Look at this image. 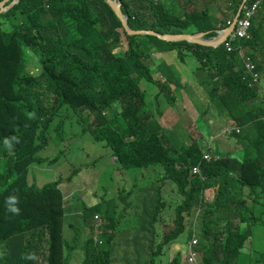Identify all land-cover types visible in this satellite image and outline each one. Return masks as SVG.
Here are the masks:
<instances>
[{
    "label": "trees",
    "instance_id": "16d2710c",
    "mask_svg": "<svg viewBox=\"0 0 264 264\" xmlns=\"http://www.w3.org/2000/svg\"><path fill=\"white\" fill-rule=\"evenodd\" d=\"M119 1L122 14L133 30H153L161 34L206 32V39L216 35L219 0H197L193 5L191 0ZM223 1L226 10L234 16L241 0ZM263 25L264 0L254 18L251 40L241 42L249 51L264 53V42L261 43L257 35ZM121 35L125 42L120 41ZM122 44L125 49H121ZM195 50L202 51L196 53ZM169 51H175L181 62L195 56L214 67L221 61L227 66L238 59L235 53L227 54L223 46L211 49L186 42H166L150 35L127 36L106 0H19L0 13V264H63L66 251L62 237L64 210L58 184L67 179L58 178L37 188L29 184L27 177L32 166L57 161V158L47 160L37 154L48 145L49 137L56 131L54 127L62 126V121L57 119L64 108L72 114L87 113L88 128L83 131L94 143L109 149L119 171L157 172L161 168L176 184L183 197L174 208L179 220L177 228L159 235L161 240L156 244L158 235L154 221L144 227V232L152 236L151 254L169 247L183 231L181 222L187 224L190 220L191 234L195 232L193 224L199 225L196 233L201 236V264L233 263L246 236L229 224L227 237L222 242L223 231L218 227L222 219L220 207L204 198V191L212 184L207 173H214L213 181L228 180L232 173L239 174L240 185L264 189V164L231 161L235 150L226 149L222 140H215L213 142H219V150L212 142L210 149L221 155L218 156L221 160L201 164L202 175L206 178L189 173L203 156V149L184 144L177 149V144H171L168 133L158 124L153 112L146 111L144 94L138 84L142 79L158 86L157 116L164 113L159 98L167 102L168 108L175 107L176 98L169 93L174 85L171 78L162 72L166 82L155 81L148 63L151 54ZM30 57L40 65L38 75L28 71ZM125 59L131 60L133 65L128 66ZM242 77L241 70L236 72L228 67L218 74V79L223 80V86L235 98L239 94L253 95L251 89L257 88H249ZM201 84L209 83L202 81ZM256 92L251 103L254 105L258 97L262 99L259 113H251L252 106H244L241 112H231L238 126L247 127L242 138L247 143L240 144L245 150L257 146L264 129V94L261 90L258 94V89ZM239 135L232 133L233 137ZM70 139L72 137H60L52 142L61 153ZM80 167L87 171L91 166ZM160 181L162 179L154 180L152 186ZM156 190L160 203L164 200L161 208L165 212L170 207L166 206L161 188ZM10 196L19 200L18 215L7 209L6 201ZM197 209L200 211L195 214ZM6 211L16 218L2 224ZM113 239V234L102 230V243L109 246ZM87 242L82 249L85 264H90L95 256L101 260L109 257V248L97 255L91 254L89 251L96 250L98 244L92 237H88ZM172 263L180 264L177 258Z\"/></svg>",
    "mask_w": 264,
    "mask_h": 264
},
{
    "label": "rangeland",
    "instance_id": "374dc122",
    "mask_svg": "<svg viewBox=\"0 0 264 264\" xmlns=\"http://www.w3.org/2000/svg\"><path fill=\"white\" fill-rule=\"evenodd\" d=\"M8 0L6 3L10 2ZM197 0H191V4ZM201 1V0H199ZM223 3V0H220ZM193 5V4H192ZM231 13H226L223 10H220L219 20L228 18ZM259 35L264 42V29L259 31ZM120 41H126L125 37L121 35ZM121 49H125V44H122ZM30 54L29 51H26ZM259 63H261L264 68V53L258 51L254 56ZM128 66H132L133 62L129 59H125ZM205 63V60H202ZM171 71L173 72L177 66L184 67L191 64H198V58L189 56L183 62L173 59L170 61ZM225 64H218L215 68L206 69L202 71L201 69L195 70L199 81H208L209 84L199 85L197 82L192 86L194 89L190 91L188 96L189 101L185 102V105H176L182 113L179 111L173 110L170 113L162 114L157 116L156 107L157 102L155 99L156 94L158 93V88L152 84L146 82L145 80L140 79L138 81L139 87L144 94V105L146 111L153 112V116H156L158 124L166 130L168 133L171 144H177L176 148L178 149L181 144L190 145L197 147L199 149H207L206 141L208 136L215 137V130L209 131L203 128L207 120L208 109L211 108L212 103H217L216 96L213 93V90L218 89L219 79L218 74L224 69V67L233 68L238 72V59L236 62H231V64L224 66ZM28 71L33 75H38L41 71L40 65L34 57L29 58ZM262 78H264V70H260ZM154 80L157 82H165V77L159 74L155 70L153 72ZM222 76L228 77L226 74L222 73ZM264 87V82L261 83V88ZM176 97L180 100V93L178 90L175 91ZM230 93H226L224 96V102H229L227 96H230ZM159 106L164 109V112L173 109L172 107L168 108L167 102L163 98L158 100ZM185 106V108H183ZM260 106V104L258 105ZM58 121H62L61 127H54L56 131L52 132L51 141L49 147L44 151L43 157H47L50 160L57 158V163L54 165L52 163L51 172L55 173L57 178L60 175L63 179L70 178L72 179L71 184V196L73 206L76 207L77 211L85 209L90 221L93 220V215L95 213V208L93 206V198L97 194L99 198L103 195L100 186H104L106 189V196L109 198L112 191L115 193V202L118 206L117 210H114V213L118 221V229L115 233V237L109 248V257L113 259L112 264H173L172 261L177 258L181 264L180 252L178 251V245L174 244L173 241L168 248L162 247L159 252L155 251V254L150 252V242L152 236L149 232H144V227L147 224H150L154 221L156 226V235L158 238L155 240V243L160 242L161 234H166L170 230L177 228L176 223L179 221L174 215V208L181 203L183 197L178 193L177 186L174 182L169 180L163 173L161 168L157 172L152 170H129V171H119L118 167L110 162L109 159H106L107 163L111 166V170L108 171L109 174L113 172L118 176L114 180L104 179L99 182L97 185L94 181L90 182V185H87L86 179H81L80 176H77L74 173V170L80 166H91L93 161L98 158L99 154H105L107 149L99 147L94 143L89 134L84 132L88 128L89 120L86 119L87 113H77L72 114L69 109H63L59 113ZM223 118L226 122V126L231 128L236 127L233 118L230 114L223 112ZM211 122V120H210ZM222 125V124H218ZM240 128V134L238 137H229L223 135L222 132L218 136H223L227 139L228 143L236 146L235 142L245 145L246 140L242 138L247 133V127H237ZM75 138L73 139V144L70 147H67L64 151L59 153V148H54L52 141L55 138ZM12 144V142H8ZM261 145L264 146V137L260 139ZM91 144H94L96 152L90 150ZM214 148L218 147L219 142H212ZM98 148V149H97ZM89 155V159H85L83 153ZM218 152V151H217ZM113 162V157L111 158ZM70 165L68 166L67 173L58 170L59 166ZM91 167H89L90 169ZM120 175V176H119ZM49 178H45L44 181H48ZM156 179H162V181L157 183L158 187H161V195L166 201V206L170 208L162 211L161 203H164V200L160 203L159 194L157 190L150 192L149 191V182H153ZM155 187L156 184H154ZM119 191H123L118 195ZM264 199L254 198L253 202L250 205L253 207L254 214L258 218V222L249 227L251 232V238L245 244L240 257L237 260V264H261V256L264 251V206L262 205ZM157 213V214H156ZM72 216V215H71ZM103 217L98 214V219L95 220L93 227L89 233L90 236L95 238V230L100 226ZM161 221V222H160ZM73 229L78 233L79 238L76 239V244L74 248L78 246H83L81 243L82 239L85 237H80L82 235V230L78 224H83L81 218H74ZM183 225L184 223L181 222ZM195 235L196 231L199 230L198 224H193ZM101 233H99L100 236ZM63 236L67 240L68 244L71 245L70 240L74 236V232L66 224L64 225ZM183 238V235L180 237ZM185 241V245H187ZM109 246H106L104 243L96 247V250H90L91 254L97 255L99 252H104ZM68 257L65 260L64 264H83L84 259L82 257V251L78 247L77 250L72 251L68 250Z\"/></svg>",
    "mask_w": 264,
    "mask_h": 264
},
{
    "label": "clouds",
    "instance_id": "9594fccd",
    "mask_svg": "<svg viewBox=\"0 0 264 264\" xmlns=\"http://www.w3.org/2000/svg\"><path fill=\"white\" fill-rule=\"evenodd\" d=\"M250 2H251V0H246V2L243 4V6L247 5ZM262 2H263V0L261 1V3ZM241 3H242V0H241ZM261 3H259L258 10L260 8ZM222 4H224V3H221V1L219 0V5H222ZM5 5H8V4L6 3ZM243 6H242V8H243ZM208 7H210V4ZM220 10H221V8H220ZM258 10H257L255 15H253L249 18V26L247 29L246 36L242 37L241 39H235V40L232 39V34L235 32V26L237 23V21H236L234 24V28H233L232 32L227 36V38L221 44L209 47L211 49H216L219 46H223V49L227 54H232V53L237 54L238 66H239V69L242 71V75H243L242 80L246 82V84L249 88H252L254 86H257V88L251 89V90H253V91H251V92H253V95H249L248 97H246V95H243V94L242 95L239 94L238 98H235L232 95L227 96L229 102L226 103V102H224V96H226V93H228L229 90L227 87L223 86V80L222 79L219 80L218 89L213 90V93L216 96L217 103H212L211 108H209L210 111L207 113L206 124H204V126H203V128H205L206 130H209V131L215 130V132H212V133H215L216 135H215V137L208 136V139L206 141L207 149L203 148V156L200 157L199 162L196 164V166H193L191 168V171L189 172L192 176L202 175L201 164H209V163L221 160V158L218 157L221 155L215 154L210 149V143L215 141V140H222L226 145V149H234L235 150V152L231 155V158L229 159L231 161H237L241 164H243L246 161H259L262 164H264V146L261 145V143H260V139L262 137H264V129L261 131L259 143L257 144V146L254 149L245 150V147H241L240 143H238V142H235L236 146L233 144H230L227 141V139H229V138H224V137L226 135L229 137H233L232 133H234V132L238 133V134H242V133H239L240 128H237L240 126H238V124L235 121L234 122H235L236 127L231 128L229 126H226V122L223 118V115L218 110L219 106H223V108L231 116V112H238V111H236V109H239L241 112L242 108L244 106H249V107L252 106L251 113H254V112L259 113L260 109L262 108V104H261L262 99L260 97H258V99L256 100L254 105H253V103H251V99L254 95H256L257 89H258V94H259L260 90L264 94V87L261 88V83H262V81L264 82V79L262 78V74L260 72L261 68H259V63H258L257 59L255 57H253L254 54L256 53V50L252 49L249 51L248 47L241 44V42H248L251 40V38H252L251 28L254 24V18L257 15ZM5 11H7V10H5ZM225 11H226V13H229L226 10V7H225ZM216 16L218 17L219 13ZM234 16L231 15L226 19L220 20V22H218L216 24V32H215L216 35L214 37L206 39L205 38V36L207 35L206 32H200V33H204V36L202 37V39L205 41L216 40L218 37L225 35L226 34V28L229 27L233 23ZM241 16H242V9H241V13H240L239 17L237 18V20ZM261 29H264V25ZM259 31H258L257 35L259 36L261 43H263V40L261 39V37L259 35ZM195 34H198V33H195ZM182 42H184V41H182ZM186 43H188V42H186ZM188 44H192V43H188ZM196 45H199V44H196ZM200 46H203V45H200ZM203 47H206V46H203ZM239 49H241L242 54L244 56V59H242L240 57V55L238 54ZM195 51H196V53H201L202 50H195ZM169 52L175 53V60L179 61L176 57L175 51H169ZM193 57H195V56H193ZM198 63L201 65V68L203 71H205L206 69L215 68L210 63L205 62L206 64L205 63L203 64L202 60H198ZM221 63L224 64L225 62L224 61L219 62V64H221ZM164 65H165V67L163 69H159L160 75H162V72H164L169 78H171V80H172L171 83L176 86V89L179 88L180 83H179V79L177 77L176 70H174L172 72L171 66L166 65V64H164ZM153 79H154V76H153ZM165 82H166V78H165ZM174 85H172V88L171 87L169 88V93H171L173 96L176 95V93H175L176 89H174ZM153 86L158 87L157 85H153ZM259 104H260V106H258ZM175 105H176V103H175ZM64 109H67V108H64ZM215 111H218L220 113L216 114ZM210 120H211V122H210ZM218 124H222V125H218ZM220 132L223 133L224 137L218 136V134ZM51 136H52V134H51ZM51 136L49 137V143L51 141ZM43 150H41L37 154V156L42 157L40 155V153ZM43 158L49 160V158H47V157H43ZM114 160H115V158H114ZM36 166L50 167V166H52V164H44V165H36ZM194 169H195V173H193ZM83 170L84 169H82L81 167H78V171L74 170V173L77 174V172L83 171ZM203 177L206 178V176H203ZM58 178H62V177L60 175H58L56 180ZM207 178L211 179L212 184L208 188H206V190L204 191V198L207 202L216 203L220 207L222 219H221L220 224H218V227L223 231L222 242H224L226 237H227V230L229 229V224H233L234 230H237L239 233L246 236V239L244 240L242 247L239 249L238 256L235 258V260L232 263V264H237V260L240 257L241 252H242L245 244L251 238V232H250L249 227L255 225L258 222V218L255 216L253 207L250 205V203L253 202L254 198L264 199V189L262 187L252 188V187H249L247 185H243V186L240 185V183H239V182H241L240 175L235 174V173H232L231 179L223 180V181H213L214 173H211V172L207 173ZM27 180H28V177H27ZM56 180H54V181H56ZM70 180H71L70 178H67V181H70ZM62 182L65 183L66 181H62ZM62 182H60L58 184V189L62 194L63 210H64L63 217H62V237H63L64 243L66 245V251L64 254V261H63V264H64L66 258L68 257L67 252L69 250V247L73 248L72 251L77 250L78 247L82 251L83 248H86L88 242L86 240L84 242L83 246H81V247L78 246L76 249L74 248V246L76 244V239L79 238L78 233L73 229L74 224H72V227L70 228L74 232L73 239H72V241L70 240L71 245L68 244L67 240L63 236V218H64V215L69 211V209L66 206H64V200L67 196V192L65 189L61 188ZM49 183H51V182H49ZM46 184H48V183H45L44 185H46ZM44 185H42V186H44ZM208 191L210 192V194L207 193ZM6 203L8 204V207H7L8 211H10L14 214H17V215L20 213L19 207L16 206L19 203V200L17 197H15V196L8 197ZM262 205L264 206V202ZM81 210L84 212V214L86 216L85 220H88L89 217H88L85 209H81ZM199 211H200L199 209L195 210V214H198ZM193 213H194V211L191 212V214H193ZM14 218H16V217H12V215L6 211V213L3 216V219H4L3 223L5 221L7 222V221L12 220ZM97 219H98V214L94 216V219L92 221L95 222V220H97ZM186 222H187V224H183L184 225L183 231L176 237V240L174 242V244L178 245V251L180 252L181 264H201L202 257H203V253L199 250V248L201 246V236L199 235V233H196L197 235H195V232H194V234H191L190 224H192V223L190 220H187ZM99 224H100V226L98 228H96V230H95V233H96L95 238L90 236L98 244V246L101 245L102 242L100 241V236L98 239L97 235L99 233H102L103 229L107 230L108 234H113V237H114V234L116 233L118 226H119V224H102V223H99ZM93 225L94 224H90L89 228H92ZM147 225L149 227V224H147ZM156 226H157V224H155V228H156ZM80 229L83 231L84 226L80 227ZM112 230H114V231H112ZM182 235H183V238H180ZM80 237H83V236L81 235ZM157 238H155V240ZM186 240H188L187 245H185ZM192 240H196L197 244L196 245L192 244ZM110 246L111 245H109L108 248H110ZM166 248H168V247H166ZM196 254H198V259L196 257ZM1 257H2V254L0 252V258ZM83 258H85V253H83ZM263 258H264V251H263L262 256H261V264H264ZM112 261H113V259H111L110 257L104 258L101 260V258H99V256H95L89 261V263L90 264H112ZM83 264H85V259H84Z\"/></svg>",
    "mask_w": 264,
    "mask_h": 264
},
{
    "label": "crops",
    "instance_id": "0c3cea01",
    "mask_svg": "<svg viewBox=\"0 0 264 264\" xmlns=\"http://www.w3.org/2000/svg\"><path fill=\"white\" fill-rule=\"evenodd\" d=\"M220 8H221V10L226 12L224 4L220 5ZM174 58H175V53H173V52H168L165 54H161V53L160 54H154L153 60H154V64H155V70L157 72H159V69H163L165 67L164 64L171 66L170 61H173ZM259 68H261V70L263 68L261 63H259ZM198 69L202 70L201 65L191 64L189 66H184V67H178L177 66V68L175 69L176 73H177V77L179 79V83H180V87L176 89L180 93V100H178L176 95H174V97L176 98V105H179V104L185 105V102L189 101L188 96L190 94V91L192 89H194L192 86L194 83L197 82L199 85H201V81H199L197 75L195 74V70H198ZM183 108H185V106H183ZM173 110L179 111L180 114L182 113V111L178 107H174L173 109L168 110V111L164 112L163 114L170 113ZM218 110L221 112L222 115H223V112L227 113V111L223 108V106H219ZM236 111L239 112L240 110L236 109ZM73 139H75V138H72L65 143L66 148L70 147L73 144ZM52 145L54 148H58L53 142H52ZM96 145H99V147L104 148L103 144H96ZM48 147H49V144L40 153V155L42 157H43L44 151ZM94 147H95L94 144H91V146L89 148L93 152H96V151H94L95 150ZM83 154L85 155V159H89L88 154H86L85 152ZM111 158H112V156L110 155V151H109V149H107L105 151V154H99L98 155V158L93 161V164L91 165V168L89 170L79 171V172H77L76 175L80 176L81 179H86L87 183H88L87 185H90V182H92V181H94L97 185H99V182L104 180V179L114 180V179L118 178V176L114 172L112 174L108 173V171L111 170V166L106 161V159H109L110 162L114 164V161L112 162ZM56 163H54V165ZM52 166H50V167L32 166L29 170V175H28L29 183L30 184L32 183L37 188H40L45 183H49V182L56 180L55 173L57 171L52 173L51 175H49V173L51 172ZM68 166H70V165L63 164L62 166H59L61 168H59L58 170H62V172L67 173ZM46 177L47 178L50 177V179H48L47 182L44 181V179ZM71 184H72V179L70 181H66L65 183L62 182V185H61V188L65 189L67 192V196L64 200V206H66L69 209V211L64 215V218H63V230H64L65 224H66V226L71 228L72 224L74 223V218H81L83 224H78V225L80 227L84 226V230L82 231V236L85 237V239L81 240V243L84 244V242L87 240V238L90 237L89 233L91 231V228H89V226H90V224H95V222L90 221L89 219L85 220L86 216H85L84 212L82 210L77 211L76 207L73 206L72 196H71V194H72L71 193V190H72ZM148 187H149L150 192H153L156 189L161 188V187L152 186V182H149ZM100 188H101L103 195L99 198V196L96 194L93 198V201H94L93 206L95 208V213L93 215V219H94L95 215L99 214L103 217V220L101 222L102 224H118L119 218H117L115 213H114V210H117V208H118V206L115 202V193H114V191H112L110 197L108 198L105 194V192H106L105 187L100 186ZM207 193L210 194L209 191ZM6 223L7 222L5 221L3 224H6ZM114 237H115V234H114ZM72 239H73V237H72ZM69 250H73V248L69 247ZM82 257H83V253H82Z\"/></svg>",
    "mask_w": 264,
    "mask_h": 264
},
{
    "label": "water",
    "instance_id": "95a60500",
    "mask_svg": "<svg viewBox=\"0 0 264 264\" xmlns=\"http://www.w3.org/2000/svg\"><path fill=\"white\" fill-rule=\"evenodd\" d=\"M8 0H2L0 2V13L5 12V10H8L12 5L17 3L19 0H13L8 5H5ZM107 4L111 8L114 15L117 17L118 21L123 27V31L127 36H136V35H150L158 38L159 40L166 41V42H188L192 44H199L206 47H211L215 45L221 44L227 36L232 32L234 28V24L237 21V18L239 17L241 13V9L243 4L246 2V0H242V3L239 5L237 12L234 16L233 23L226 28V34L223 36L218 37L216 40H210L205 41L202 39L204 36V33H198V34H160L153 30H133L128 26L127 23V17L122 14L121 11V2L119 0H106Z\"/></svg>",
    "mask_w": 264,
    "mask_h": 264
},
{
    "label": "built area",
    "instance_id": "2783aa9c",
    "mask_svg": "<svg viewBox=\"0 0 264 264\" xmlns=\"http://www.w3.org/2000/svg\"><path fill=\"white\" fill-rule=\"evenodd\" d=\"M261 1L262 0H251L250 3L243 6L242 16L237 20L235 32L232 34V39H241L242 37L246 36L249 26V18L256 14L259 3H261ZM238 54L242 59H244L241 49L238 50ZM193 173H195V169L193 170ZM192 244L196 245L197 241L192 240ZM196 257L198 259V254H196Z\"/></svg>",
    "mask_w": 264,
    "mask_h": 264
},
{
    "label": "flooded vegetation",
    "instance_id": "af4514ba",
    "mask_svg": "<svg viewBox=\"0 0 264 264\" xmlns=\"http://www.w3.org/2000/svg\"><path fill=\"white\" fill-rule=\"evenodd\" d=\"M154 54H159V53H154ZM154 54H151V60L148 61L150 69L152 70V72H155V64H154V60H153Z\"/></svg>",
    "mask_w": 264,
    "mask_h": 264
}]
</instances>
